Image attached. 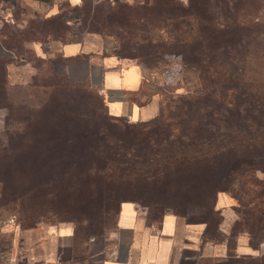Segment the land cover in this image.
Instances as JSON below:
<instances>
[{"label":"trees","instance_id":"16d2710c","mask_svg":"<svg viewBox=\"0 0 264 264\" xmlns=\"http://www.w3.org/2000/svg\"><path fill=\"white\" fill-rule=\"evenodd\" d=\"M260 2L264 4V0H144L88 9L83 27L119 36L111 24L119 25L132 48L142 51L137 55L139 62L161 72L159 113L136 122L111 116L106 107L102 113L103 97L89 86L102 108L85 106L47 115L42 105L41 113H28L22 119L23 130L8 135L13 173L7 176L15 179L4 178L3 197L8 196L7 187H14L18 192L11 194L12 201L22 204L53 185L79 188L91 175L133 187L136 181L129 176L113 178L106 170L131 156H158L181 176V191L195 192L194 200L186 204L218 215L217 193L234 190L233 196L241 190L256 204L264 196V182L253 180L255 160L264 157V102L258 96L264 87L248 89L252 84L245 77V65L251 51L264 48V5ZM248 8L255 13L247 12ZM181 66L197 71L198 87L176 92L177 83L170 79ZM3 103L8 109L10 97ZM69 153L74 158L67 160L63 156ZM48 167L59 169L60 175L43 176L42 169ZM70 168L77 174L72 176ZM137 185L138 190L144 187ZM235 209L239 215V204ZM171 211L182 216L188 213L187 209ZM219 218L206 221L215 224ZM247 222L239 216L232 231L242 229L257 242L264 239ZM73 226L75 241L100 234H83Z\"/></svg>","mask_w":264,"mask_h":264},{"label":"crops","instance_id":"0c3cea01","mask_svg":"<svg viewBox=\"0 0 264 264\" xmlns=\"http://www.w3.org/2000/svg\"><path fill=\"white\" fill-rule=\"evenodd\" d=\"M139 0H0V131L12 91L26 86L39 66L61 76L75 74L98 91L111 116L130 122L159 113L164 80L139 61L116 52L113 35L83 27L88 9ZM235 201L218 192L215 224L170 209L156 210L134 200L119 203L114 227L102 236L75 241L64 223L46 234L42 255L17 264H264V239L233 232L239 220Z\"/></svg>","mask_w":264,"mask_h":264},{"label":"rangeland","instance_id":"374dc122","mask_svg":"<svg viewBox=\"0 0 264 264\" xmlns=\"http://www.w3.org/2000/svg\"><path fill=\"white\" fill-rule=\"evenodd\" d=\"M140 1L144 0L138 2ZM259 5L264 4L260 2ZM247 12L255 13L250 8L247 9ZM262 15H264V11H262ZM111 30L114 33L120 32L119 36L113 35L118 54L129 61H140L137 55L142 54V51L132 48L131 41L124 36L119 25L111 24ZM66 67L63 62L59 77L57 73L53 74L50 67L41 65L37 72L31 76L29 84L13 90L10 95L4 126L0 131V264H17L25 259L42 255L48 231L64 223L75 225L83 234L100 232L96 236L104 235L114 227L117 207L123 199H135L141 203L150 204V206L176 209L180 212L187 209L186 215L189 218H205L213 222L218 215L211 213L210 209L186 204L190 203L186 202L187 200L196 197L195 192L181 191V176L171 166L172 164L166 165V161L158 156L150 158L131 156L124 161L120 160L114 163L110 170H106L113 178L120 174L129 176L136 181L133 183V187H123L116 181L111 182L91 175L84 178V183L79 188H61L53 185L47 192H35L22 204L12 201L11 194L18 192L14 187H7L5 191L8 196L3 197L4 178L7 177L5 181L9 182H13L15 179L7 176L8 173H13L7 152L10 139L8 135L14 131L23 130L22 119L28 113H41L42 105H46L45 113L47 115L58 112L63 114L85 106L102 108L95 100L96 92L89 89L83 82L76 80L75 74L67 73ZM157 71L161 74L159 70ZM161 76L163 77L162 74ZM245 77L250 85L252 84V88H248L249 90H255L256 85L264 87V48L253 50L248 54ZM170 82L177 83L176 92H184L200 85L197 71L186 66L179 67ZM258 96L260 102H264V91L258 93ZM104 109L105 106L100 112L103 113ZM125 121L128 122L126 119ZM70 154L63 157L67 160L74 158V154ZM255 168L253 180L264 182V157L256 158ZM69 173L72 176L77 174L73 168L69 169ZM42 174L45 177H57L60 175V170L51 167L43 168ZM137 184L144 187L138 190L140 188L135 187ZM111 189L114 190L113 196L110 195ZM225 193L232 197L236 204H239V216L248 221V226H252L255 231H258V237L264 238V196L259 197L256 204L252 205L254 199L249 193L244 195L243 191L239 190L237 197L233 196L237 193L236 190L232 193ZM246 203L248 204L246 205Z\"/></svg>","mask_w":264,"mask_h":264}]
</instances>
